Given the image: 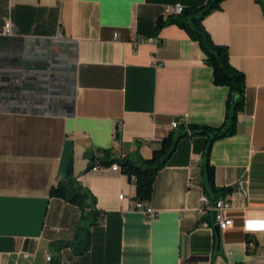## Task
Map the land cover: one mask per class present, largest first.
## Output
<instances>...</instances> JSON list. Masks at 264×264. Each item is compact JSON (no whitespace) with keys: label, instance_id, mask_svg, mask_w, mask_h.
<instances>
[{"label":"crops","instance_id":"obj_1","mask_svg":"<svg viewBox=\"0 0 264 264\" xmlns=\"http://www.w3.org/2000/svg\"><path fill=\"white\" fill-rule=\"evenodd\" d=\"M207 2L0 0V264H264V0H225L204 20L246 78L237 133L211 152L216 186L232 188V227L218 232L199 211L205 136L183 138L157 174L154 219L130 207L121 170H88L98 150L151 157L174 121L223 123L228 89L199 44L177 25L157 29L165 6ZM70 165L103 213L85 251L64 246L87 226L83 209L50 196Z\"/></svg>","mask_w":264,"mask_h":264},{"label":"trees","instance_id":"obj_2","mask_svg":"<svg viewBox=\"0 0 264 264\" xmlns=\"http://www.w3.org/2000/svg\"><path fill=\"white\" fill-rule=\"evenodd\" d=\"M224 1L208 0L201 7H183L181 13L162 17L157 22L158 30L168 25L179 26L199 44L204 53V62L213 70L214 84L228 89L223 123L219 126L182 123L176 132H172L161 142L160 147L155 149L149 158L115 157L109 150H98L89 155L88 170L95 167H108L114 163L121 167V171L135 185L134 201L144 203L151 201L157 174L170 163L179 142L187 136H205L207 139L204 149L205 163L202 166L201 175L202 186L210 202L215 203L232 191V188L220 189L216 186V170L211 163V152L216 141L237 133L238 116L245 107L246 78L242 71L232 65L229 48L217 44L204 25L205 18L220 10ZM257 1L261 2V0ZM50 196L63 199L83 209L82 220L87 223V226H78L75 240L66 242L64 246L83 243L81 251H85L91 239V228L98 224L103 213L96 208V200L91 192L79 183L72 165L51 188ZM50 264H62L59 255L54 256Z\"/></svg>","mask_w":264,"mask_h":264},{"label":"built area","instance_id":"obj_3","mask_svg":"<svg viewBox=\"0 0 264 264\" xmlns=\"http://www.w3.org/2000/svg\"><path fill=\"white\" fill-rule=\"evenodd\" d=\"M183 11L182 5H167L164 8L165 15H171V14H179ZM11 24L8 22L5 25V33L11 34ZM145 40L143 38H138L136 42H144ZM1 79V75H0ZM0 85H2L0 80ZM180 125L179 122L174 121L172 126L174 129L178 128ZM112 169L115 171H120L121 167L114 163L111 165ZM119 199L123 202L126 200V197L124 194L119 196ZM130 207L134 210H140L143 211L146 216L149 219H154L157 217V211L152 209L147 203L139 202V201H132L130 202ZM231 208V203L225 199H218L215 203H211L207 196L202 197L200 201V207L199 211L202 216H207L210 212L214 213V223L217 227H219L220 230H226L233 226V219L228 216L227 212ZM205 227H210L208 222L204 223ZM24 259L30 260L31 256L26 254L24 255ZM47 262L52 261V256L50 254L47 255L46 258Z\"/></svg>","mask_w":264,"mask_h":264},{"label":"rangeland","instance_id":"obj_4","mask_svg":"<svg viewBox=\"0 0 264 264\" xmlns=\"http://www.w3.org/2000/svg\"><path fill=\"white\" fill-rule=\"evenodd\" d=\"M64 102H66V101H50V108L53 106L54 110H57V106L60 107L62 103L64 104ZM69 102H66V103H69ZM27 109H30V111L34 110V108H32V109L31 108H27ZM36 110L37 109H35V111Z\"/></svg>","mask_w":264,"mask_h":264},{"label":"water","instance_id":"obj_5","mask_svg":"<svg viewBox=\"0 0 264 264\" xmlns=\"http://www.w3.org/2000/svg\"><path fill=\"white\" fill-rule=\"evenodd\" d=\"M216 230L219 232V227H216Z\"/></svg>","mask_w":264,"mask_h":264}]
</instances>
